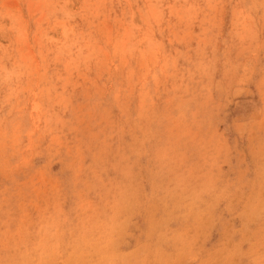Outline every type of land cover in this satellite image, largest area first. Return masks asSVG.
I'll list each match as a JSON object with an SVG mask.
<instances>
[{"label":"rangeland","instance_id":"obj_1","mask_svg":"<svg viewBox=\"0 0 264 264\" xmlns=\"http://www.w3.org/2000/svg\"><path fill=\"white\" fill-rule=\"evenodd\" d=\"M0 264H264V0H0Z\"/></svg>","mask_w":264,"mask_h":264}]
</instances>
